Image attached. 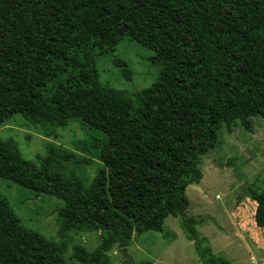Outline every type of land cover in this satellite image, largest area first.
I'll return each mask as SVG.
<instances>
[{
	"label": "trees",
	"instance_id": "16d2710c",
	"mask_svg": "<svg viewBox=\"0 0 264 264\" xmlns=\"http://www.w3.org/2000/svg\"><path fill=\"white\" fill-rule=\"evenodd\" d=\"M124 39L159 69L132 94L103 84L95 62ZM14 115L53 128L77 120L81 150L105 167L84 186L61 169L64 149L48 146L37 167L0 140V179L61 200L60 234L99 232L94 250L72 247L73 260L111 264L109 252L163 233L171 216L202 264H232L202 246L186 189L222 125L251 132L250 119H264V0H0V127ZM246 193L264 214V198ZM66 248L25 228L0 197V264H67Z\"/></svg>",
	"mask_w": 264,
	"mask_h": 264
},
{
	"label": "rangeland",
	"instance_id": "374dc122",
	"mask_svg": "<svg viewBox=\"0 0 264 264\" xmlns=\"http://www.w3.org/2000/svg\"><path fill=\"white\" fill-rule=\"evenodd\" d=\"M152 56V51L137 41L124 39L107 56L96 57L99 79L129 94L151 87L159 74V69L150 63ZM119 62L131 72L129 79L123 75L124 66H119ZM250 121L251 132L239 122L230 131L221 126L218 147L200 159L201 180L186 189V214L197 221L195 229L202 246L232 264H264V214L256 211V203L246 193L252 189L264 198V119L257 116ZM85 137L86 129L77 120L66 127L53 128L14 115L0 127V140H14L22 158L37 167L48 146L64 149L71 157L60 163L61 169L75 174L88 186L93 175L105 167L81 150L79 143ZM0 197L25 228L52 242L65 243L63 256L67 264H79L71 258L74 245L92 251L99 244V232L60 234L56 210L63 202L51 195H37L0 179ZM118 250L109 252L111 264H128ZM125 250L132 264H202L193 241L181 229L179 218L171 216L165 220L163 233L134 234Z\"/></svg>",
	"mask_w": 264,
	"mask_h": 264
},
{
	"label": "water",
	"instance_id": "95a60500",
	"mask_svg": "<svg viewBox=\"0 0 264 264\" xmlns=\"http://www.w3.org/2000/svg\"><path fill=\"white\" fill-rule=\"evenodd\" d=\"M118 252L128 262V264H132V258L126 253L125 249H119Z\"/></svg>",
	"mask_w": 264,
	"mask_h": 264
}]
</instances>
